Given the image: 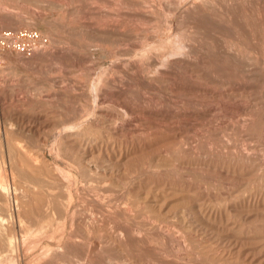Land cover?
<instances>
[{
    "label": "rangeland",
    "instance_id": "obj_1",
    "mask_svg": "<svg viewBox=\"0 0 264 264\" xmlns=\"http://www.w3.org/2000/svg\"><path fill=\"white\" fill-rule=\"evenodd\" d=\"M0 264H264V0H0Z\"/></svg>",
    "mask_w": 264,
    "mask_h": 264
},
{
    "label": "bare ground",
    "instance_id": "obj_2",
    "mask_svg": "<svg viewBox=\"0 0 264 264\" xmlns=\"http://www.w3.org/2000/svg\"><path fill=\"white\" fill-rule=\"evenodd\" d=\"M166 39V38H165ZM168 39V38H167ZM152 43V42H151ZM178 43V48L180 49V50H182V49H184L185 50V48H187L188 46H187V43L185 42V40L184 39H182V40H180L179 42H177ZM192 45V44H191ZM178 49V50H179ZM192 52V51H191ZM188 55V54H187ZM157 57H158V55H157ZM164 57H166V56H164ZM160 58V57H159ZM161 58H162V55H161ZM148 61V60H147ZM150 61V60H149ZM156 62H159V59L158 60H153V62L151 63V65H154ZM162 63V62H161ZM161 65V64H160ZM151 67V66H150ZM149 67V68H150ZM155 67V66H154ZM158 68V67H157ZM149 70V69H148ZM4 187V186H3Z\"/></svg>",
    "mask_w": 264,
    "mask_h": 264
}]
</instances>
